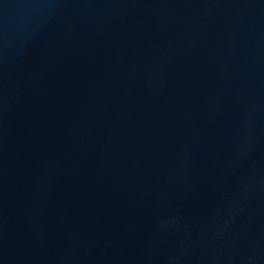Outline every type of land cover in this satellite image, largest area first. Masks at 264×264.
I'll list each match as a JSON object with an SVG mask.
<instances>
[{"label": "water", "instance_id": "1", "mask_svg": "<svg viewBox=\"0 0 264 264\" xmlns=\"http://www.w3.org/2000/svg\"><path fill=\"white\" fill-rule=\"evenodd\" d=\"M0 264H264V0H0Z\"/></svg>", "mask_w": 264, "mask_h": 264}]
</instances>
